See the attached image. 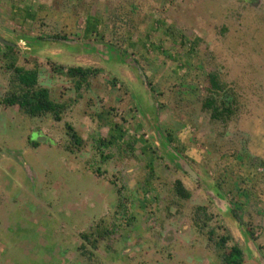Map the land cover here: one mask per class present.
<instances>
[{
  "label": "rangeland",
  "instance_id": "374dc122",
  "mask_svg": "<svg viewBox=\"0 0 264 264\" xmlns=\"http://www.w3.org/2000/svg\"><path fill=\"white\" fill-rule=\"evenodd\" d=\"M12 6L28 10L35 19L21 15L12 19ZM88 16L99 20L96 33L103 40L96 33L83 36ZM163 23L184 37L183 45L179 36L172 39L164 32ZM0 34L17 43V66L38 68L39 83L50 87L53 100L78 99L60 121L51 116L31 120L17 107L0 104V264H221L214 241L207 238L218 225L230 231L246 264H257V257L241 227L246 232L252 229L249 236L264 256V0L255 6L240 0H0ZM196 38L200 41L190 50ZM63 40L78 42L81 48L59 45ZM88 42L107 44L118 57L137 59L147 84L143 79L133 84L139 80L137 71L116 56L106 62L82 51ZM130 42L137 43L136 48ZM2 46L0 100L12 76L5 71ZM54 63L97 68L101 73L81 87L78 98L66 76L50 71ZM208 73H217L235 97L233 115L226 123L212 120L201 106ZM104 106L116 121L124 120L127 138L138 142L123 145L121 151L101 149L111 159L103 165L107 174L99 178L87 162L94 160L95 140L105 130L99 132L84 110L99 114ZM151 110L155 112L149 115L158 114L162 138L200 182L191 181L158 152L156 148L163 150L159 143L155 149L162 160L155 161V168L162 177L152 190L143 186L145 158L139 148L144 141L153 147L156 140L147 126L141 129L137 124H144L141 113ZM72 121L84 132L86 144L81 152L68 154L64 124ZM34 125L47 126L44 134L52 140L38 150L28 144L29 136L33 141L43 139L30 134ZM73 167L85 182L83 187L69 183L75 176ZM217 175L228 179L217 181ZM235 176L239 178L232 183ZM175 180L183 182L189 200H173ZM207 190L224 197L231 214L246 208L237 214L239 224L217 208L216 196ZM198 207L208 215L199 212L201 230L194 223ZM101 219L107 227L113 223L118 228L96 250L89 249L91 256L83 257L78 231Z\"/></svg>",
  "mask_w": 264,
  "mask_h": 264
},
{
  "label": "trees",
  "instance_id": "16d2710c",
  "mask_svg": "<svg viewBox=\"0 0 264 264\" xmlns=\"http://www.w3.org/2000/svg\"><path fill=\"white\" fill-rule=\"evenodd\" d=\"M12 19L18 15H21L24 20L35 19V14L29 12L28 10H20L12 6ZM164 32L167 35H170L172 39L174 37L179 36L181 38V43L183 45L184 42L182 40L184 37L179 35L178 33L163 23ZM99 27V20L93 17L88 16L86 18V23L84 26V37L92 33H96V29ZM101 40H103V36L99 33H96ZM53 39H58L57 37H52ZM200 39L196 38L190 46V50H193L197 47ZM129 45L131 47L136 48L137 43L130 42ZM144 44L141 46L142 48ZM4 49L3 57L7 60L5 64V71L12 74L11 79L9 81L10 88L9 90L1 97L0 104H2L5 108L7 107H17L18 111L23 115L29 117L31 120L39 119L43 120L46 117L51 116L55 121H59L61 119V113L65 111L67 105L71 103V99H66L67 103L63 101V103H55V101L51 98L50 91L48 88L40 85L39 83V71L37 67H33L31 69H25L23 67H19L16 65L17 57L16 52L13 46H2ZM155 52H158V48L151 46ZM166 57H170L168 53H165ZM137 63H140L135 59ZM36 63L39 60L34 58ZM35 65V64H34ZM52 70L58 74H62L66 76L74 85V90L77 92L80 91L83 85H87L89 81L95 79L100 73L101 70L97 68H83V67H65L58 64L52 65ZM205 80V92L206 94L202 100V108L210 112V118L212 120L220 121L222 123L228 122L233 115V107L236 104L235 97L233 93H231L228 88L229 86L222 82L220 76L217 73H208L204 76ZM78 94V93H77ZM98 118V122L100 126L108 127V135L105 138L97 139L96 145L98 148H111L115 147L120 149L123 145H129V143H136L134 137L127 138L122 126L120 124H116L111 121L110 115L108 117V113H99L96 114ZM65 136L68 139V143H66L65 150L69 153H77L79 152L81 145L83 144V140L81 139L80 134L74 130V127L70 124H65ZM29 136L28 144L29 147L36 148L38 146L37 141L33 142ZM168 139V137H167ZM171 139L172 136H171ZM143 143V142H142ZM142 155L145 158L142 171L145 174L143 179L144 184L147 185L149 189H154L155 183L160 181L161 178L156 176L155 174V161L162 158L156 149L150 146L147 141H144V146L141 148ZM227 175V173H225ZM226 175L219 176L218 180L222 182H226L228 179L225 177ZM229 177V175H227ZM235 180L232 183H236V179L239 176L234 177ZM217 180V179H216ZM175 184V185H174ZM173 184L174 187V195L176 194L178 198L188 199L190 197L189 193L183 188L182 183L176 180ZM176 199H174L175 201ZM173 202V200H172ZM174 203V202H173ZM168 209V205L166 206ZM198 210H202V217H208L205 212V208H198ZM234 217L238 220L237 213L233 212ZM196 218L198 220L195 221V225L199 230L202 229L201 225H199V220H201V215L196 214ZM131 222V220H130ZM203 225V224H202ZM225 232V235L221 236L215 242V248L218 252V257L221 260V264H245L243 251L240 246L234 242L233 237L230 234V231L227 227L219 226ZM114 230L105 229V232L99 231L98 228L89 231L86 234L81 236L82 240V255L83 257L91 256L90 250H96L98 248V244L101 240L105 238V233L111 234ZM211 233V232H210ZM248 233L253 236V232L250 228H248Z\"/></svg>",
  "mask_w": 264,
  "mask_h": 264
},
{
  "label": "water",
  "instance_id": "95a60500",
  "mask_svg": "<svg viewBox=\"0 0 264 264\" xmlns=\"http://www.w3.org/2000/svg\"><path fill=\"white\" fill-rule=\"evenodd\" d=\"M53 41L51 39H46V41ZM64 43H59V45H64L66 47V45L68 46V48H74L73 50L75 51V49H78V48H81L80 46V43L78 42H75V41H67V40H63ZM35 44L37 45L38 42L36 43V40L34 41ZM0 44L2 45H6V46H16L17 43H12V42H9L7 40H5L2 35L0 34ZM34 44V45H35ZM84 45V48L82 51L86 50L88 53L90 52V54H95L97 56H99L100 58H102L104 61L108 62L111 60L112 56H116L117 60H121V62L131 68H133L134 70L137 71L138 75H139V80L132 82L133 84L140 81L141 79H143L146 84H147V81H146V77L142 71V69L140 68V66L135 62V60L131 57H128V56H125L124 57H118L117 56V53L114 51V49L112 47H110L109 45L107 44H102V43H96V42H88V43H85L83 44ZM18 46V45H17ZM40 49V47H38V50ZM48 50V49H47ZM81 50H79L77 52L78 53H81L82 52ZM85 51V52H86ZM39 52V51H38ZM37 52V54H38ZM39 55V54H38ZM50 55V54H49ZM48 55V56H49ZM57 56H61L60 54H58ZM52 56H49L48 58L50 60H52V58H50ZM62 58V57H61ZM115 58V60H116ZM55 60V58H54ZM52 60V61H54ZM57 61V60H56ZM118 63V62H117ZM77 67H80V65H78ZM83 68H86V67H83ZM88 68V67H87ZM90 68V67H89ZM115 69V68H114ZM113 71V70H112ZM132 85V84H131ZM143 86V85H142ZM130 90L133 92L131 86H130ZM131 97H133V93L131 95ZM134 98V97H133ZM140 112V111H139ZM150 112H155V110H151V111H147L146 113H141L142 117L145 119V122H146V126H147V130H148V133L154 135L155 137V146L153 145L154 148H156L159 143L162 145V148L163 150H160L159 148H156L158 150V152H162L168 159H170L173 163L177 164L179 167H181V169L194 181V182H200V178L198 176V174H196V172L194 170H192V168H190L189 166H187L186 164H184L181 160V158H179L178 154L170 148L169 146V143H168V140H166L165 138H162V133L160 132L159 128H158V124L156 121L154 120H151L150 122V119L149 118H154L155 115L153 114H150ZM151 123V125H150ZM157 145V146H156ZM159 147V146H158ZM179 160L181 161V163H179ZM208 192V195L209 196H216L215 197V204L217 206V208L223 213V214H228L229 215V218H233V222L235 223H238L239 224V221L234 217L233 214H231V207H230V204L228 203V201H226V199L223 197H220L219 196V193H215L211 190H207ZM235 220V221H234ZM241 230L242 232L244 233V236H246V239L249 243V246H250V249L252 251L255 252V255H256V259H257V264H264V256H262V254L259 253L258 251V248L255 246L254 244V241L252 240V238L249 236V233L245 231V228H242L241 227ZM252 254V252H251ZM253 256V254H252ZM246 264V263H245ZM249 264V263H248Z\"/></svg>",
  "mask_w": 264,
  "mask_h": 264
},
{
  "label": "flooded vegetation",
  "instance_id": "af4514ba",
  "mask_svg": "<svg viewBox=\"0 0 264 264\" xmlns=\"http://www.w3.org/2000/svg\"><path fill=\"white\" fill-rule=\"evenodd\" d=\"M240 1H242L243 3H246V4H248L249 6H255V5H257L258 4V0H240ZM38 66H40V64H38ZM38 69V68H37ZM50 71L51 72H54L53 70H52V68H50ZM83 87V86H82ZM10 88V87H9ZM50 91V90H49ZM78 93V98H79V92H77ZM50 94H51V92H50ZM69 99H71L72 101H71V103L70 104H68L67 105V108L65 109V111L63 112V113H61V118H62V116L64 117L67 113H69L68 111H69V109L71 108V107H74L75 106V104H78V99H76V98H69ZM55 101V103H63V101L64 102H66L67 103V100L66 99H62L61 101H57V100H54ZM98 111H100L99 113H102V112H104L105 114L106 113H108V117H109V115H110V118H111V121L112 122H114V123H116V124H120L121 126H122V128H123V130H124V132H125V128H124V125H125V122H124V120H119V121H116L115 120V118H113L112 116H111V111H110V109H109V107H107V106H104V107H100L99 109H98ZM20 112V111H19ZM126 113L127 114V112L126 111H123L122 110V113ZM84 114L86 115H84L86 118H90V119H92V120H94L96 123H97V127H98V129H99V132L101 131V129L102 128H105V135L104 136H102V137H98L97 139H102V138H105V137H107V135H108V127L107 126H100L99 124V122H98V118L96 117V114H98V112L96 113V114H94V113H91V112H89V111H84ZM127 116V115H126ZM50 117V116H49ZM129 117V116H128ZM130 118H132L133 119V115L132 114H130ZM61 120V119H60ZM59 120V121H60ZM73 122L74 121H72V122H65V124H70V125H72L73 127H74V130L77 132V134H80V136H81V139L83 140V144L81 145L82 147L80 148V150H79V152H81L82 150H83V146H85V144H86V139L83 137V134H84V132L83 131H81L80 130V128H77V126H76V124H75V126L73 125ZM65 124H64V129H65ZM139 124V123H138ZM138 124H137V126H138ZM78 129V130H76V129ZM80 132V133H79ZM30 134H31V132H30ZM171 134H167V137H168V139L170 140V141H172V139H171ZM173 138V137H172ZM29 139V138H28ZM96 139V140H97ZM96 140H95V144H96ZM31 141H33V140H31ZM36 141V140H35ZM35 141H33V142H35ZM38 142V141H37ZM43 143L42 142H39L38 143V146L36 147V148H33V147H31L30 146V149H32V150H38V148H39V146L40 145H42ZM45 145V144H44ZM144 146V143H142L141 144V146H140V148H139V152H140V154L142 155V151H141V148ZM64 147H66V146H64ZM96 147H97V149H96V151H98V152H96V154H94L93 155V161H91V160H89L87 163H89V165H90V167H91V170H92V173L94 174L93 176H96V177H103L102 176V174H107V172H106V170H104V168H103V165H105V163L109 160V159H111V158H109V156H107L106 154H104V152H102V150L101 149H104V148H98V146L96 145ZM111 148H115V147H111ZM111 148H108V149H111ZM106 149V148H105ZM117 149V148H116ZM121 149H122V147L120 148V149H118L119 151H121ZM66 151V150H65ZM79 152H77V153H79ZM67 153L69 154V152L67 151ZM70 154H72V153H70ZM73 154H75V153H73ZM97 155V156H96ZM94 157H96V158H94ZM155 164V163H154ZM155 166V165H154ZM72 173L74 172L75 173V171H74V167H73V169H72V171H71ZM143 172V171H142ZM155 174H156V176H159V178L160 177H162V176H160L159 174H158V172L156 171V168H155ZM189 177V176H188ZM218 177H219V175H217V181H218ZM92 178V177H91ZM113 178V177H112ZM140 178L142 179V176L140 175ZM190 178V177H189ZM190 180L191 181H193L191 178H190ZM74 181V180H73ZM177 181H179V180H177ZM114 182V183H113ZM113 182H111L112 184H113V186L114 185H117V182L116 181H113ZM143 183V186H145L147 189H149L148 187H147V185H145L144 184V181H142ZM157 182H158V178H157ZM176 182V180L172 183V186H173V184ZM181 183H182V186H183V188L189 193V195H190V197H191V194H190V192L185 188V186L183 185V182L182 181H180ZM194 182V181H193ZM175 185V184H174ZM149 190H152V189H149ZM123 191H121L120 190V192L118 191V195H119V197H120V193H122ZM144 195H146V192L145 193H143ZM114 196V195H113ZM147 196V195H146ZM114 197H116V194H115V196ZM174 199H176V201L177 202H182V201H184V200H189L190 199V197L188 198V199H179L178 198V196L175 194L174 195V187H173V196H172ZM116 199V198H115ZM114 199V200H115ZM173 199V200H174ZM113 200V201H114ZM143 200H145V198H143ZM146 201L147 202H150L149 200H148V198H146ZM171 208V205H168V209H167V211H169V209ZM199 208V207H198ZM201 213L202 212V210H198V209H196V212H195V216H196V214H198V213ZM206 213H207V211H205ZM76 219H78V217H75ZM195 223V222H194ZM112 225L113 226H111V227H107L106 225H105V221L103 220V219H101V220H99V222H97V223H94V224H92L91 226H90V228L88 229V230H79L78 231V237H79V240L81 241V244L78 246V249L80 250V252H82V249H81V246H82V240H81V236L83 235V234H86V233H88L89 231H91V230H93V229H96V228H98L99 229V231H101V232H105V229L106 230H108V232H110V230H114L111 234H108V233H105V238L103 239V240H105V239H107L110 235H112V234H114L115 232H116V229L118 228L115 224H113L112 223ZM219 226L220 225H218V227H216V228H214V230H209L208 231V241L210 242V241H214V246H215V242H216V240H218V238H220L221 236H223V235H225V232L223 231V234H218L217 235V233H216V230L218 229H220L219 228ZM78 227H75V229H77ZM184 228V226H181V229H183ZM251 229V228H250ZM220 230H222V229H220ZM251 231H252V229H251ZM211 232V233H210ZM216 236V238H215V240H213L214 239V237ZM102 241V240H101ZM171 242V241H170ZM82 254V253H81Z\"/></svg>",
  "mask_w": 264,
  "mask_h": 264
},
{
  "label": "crops",
  "instance_id": "0c3cea01",
  "mask_svg": "<svg viewBox=\"0 0 264 264\" xmlns=\"http://www.w3.org/2000/svg\"><path fill=\"white\" fill-rule=\"evenodd\" d=\"M40 63V62H39ZM40 85H42V84H40ZM42 86H44V87H46V88H50L49 86H46V85H42ZM50 90V89H49ZM73 108L74 107H71L70 109L71 110H73ZM158 108H156V110H157ZM84 111H86V110H84ZM157 116H158V114L156 113V115H155V118H149L150 119V122H151V120H154V121H156L157 122V120H156V118H157ZM85 117V116H84ZM158 124V123H157ZM150 125H151V123H150ZM77 126V125H76ZM47 126H39L38 127V125H34L33 126V128H31V130H30V132L31 133H35L36 135H38V136H40V137H42L43 139L42 140H38V142H44V144L46 143V142H50V141H52L51 139H50V137H48V136H46L44 133H48L49 132V130H44V128H46ZM144 127H146V122L144 123V124H142L141 122L138 124V128H141V129H143ZM77 128H78V126H77ZM102 129H104L105 130V128H102ZM101 129V130H102ZM30 135V134H29ZM43 144V145H44ZM91 180H92V178H90ZM72 180H74V181H72ZM72 180L70 179L69 180V183L70 184H72L73 185V182H77L78 183V185L80 186V187H83L84 185H86L85 184V182L82 180V178H81V175L77 172V170H75V176H73L72 177ZM71 185V186H72ZM111 187L113 188V186L111 185ZM71 188H73V187H71ZM79 189V188H78ZM110 190H113V189H110ZM109 190V192H111V194L112 195H114L115 196V192H112V191H110ZM78 191V190H77ZM244 205V204H243ZM263 204L262 203H260L259 205H257V207H259V206H262ZM242 208V207H241ZM245 207H243L242 209H240V210H238V211H234L235 213H237V214H239V212H245ZM260 208H258V210H259ZM244 210V211H243ZM259 212V211H258ZM256 213L257 215L259 214V213ZM255 219H256V221H258L259 220V217H257V216H255ZM256 225H260L258 222H256Z\"/></svg>",
  "mask_w": 264,
  "mask_h": 264
}]
</instances>
